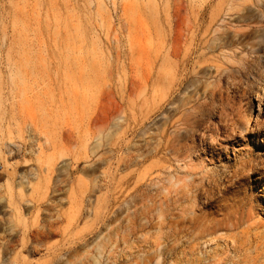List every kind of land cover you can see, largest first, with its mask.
Listing matches in <instances>:
<instances>
[{"label":"rangeland","instance_id":"obj_1","mask_svg":"<svg viewBox=\"0 0 264 264\" xmlns=\"http://www.w3.org/2000/svg\"><path fill=\"white\" fill-rule=\"evenodd\" d=\"M0 264H264V0H0Z\"/></svg>","mask_w":264,"mask_h":264},{"label":"bare ground","instance_id":"obj_2","mask_svg":"<svg viewBox=\"0 0 264 264\" xmlns=\"http://www.w3.org/2000/svg\"><path fill=\"white\" fill-rule=\"evenodd\" d=\"M258 109V111H256ZM255 112H257L258 114L261 112V106H257L253 111L251 110V111H249L248 113H247V115H246V118H247V120H246V124L248 125V126H251L252 127V124H253V119H252V115H253V113H254V116H255ZM14 146H15V148H17L18 150L19 149H21V148H19V145H17V144H14Z\"/></svg>","mask_w":264,"mask_h":264}]
</instances>
